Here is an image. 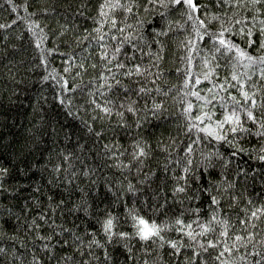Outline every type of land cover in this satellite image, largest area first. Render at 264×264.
I'll list each match as a JSON object with an SVG mask.
<instances>
[{"label": "trees", "instance_id": "trees-1", "mask_svg": "<svg viewBox=\"0 0 264 264\" xmlns=\"http://www.w3.org/2000/svg\"><path fill=\"white\" fill-rule=\"evenodd\" d=\"M84 2L85 0H12L9 3L8 0H0V169H7L0 177V185H3L0 187V245L6 247L8 253L16 250L11 257L0 254V264H33V255L40 256L43 264H58L65 253L75 258V264H105L103 248L99 245L89 248V241L93 239L92 233L96 234L97 239L106 240L102 224L109 212L117 217V230L131 232L134 222L129 209L158 220L174 217L182 211L184 218L191 220L196 213L186 210L193 207H198L199 215L206 220L212 210L210 201L203 196L201 200L191 202L186 199L177 201L171 199L170 189L173 171L179 175L186 163L188 153L183 150L187 146L186 142L199 134L195 127L187 132L184 130L187 118L181 112L184 103L181 97L194 89L203 94L212 83L201 81L197 85L193 80L191 86H185L182 83L183 74L189 68L194 72L197 69L203 71L201 57L206 55L205 49L210 51L211 45L216 42L211 39H207V42L197 40L196 48L191 49V65H188L182 43H187L186 36L192 32V27L190 22L186 23L183 9H170L166 17L161 10L157 16L147 19L145 35L153 51L157 44L151 38L152 33L162 23L167 20L175 23L179 20L186 23V30L169 25L170 33L161 37L166 54L159 63L152 59L147 46L144 47L142 56L136 52L139 61L152 64L150 72L154 74L157 69L162 72L157 80H151L148 76L137 78L140 86L149 91L139 95L133 91L131 94L137 101L139 117H146L143 126L137 127L135 115L129 112H125L123 119L126 124H122L118 122L121 117L115 113L104 115L99 108L87 102L90 89H96L91 95L102 103L113 99L114 94L103 93L98 88V82L94 83L89 79L98 77L104 71L96 54L97 42L92 40L89 46L88 42L78 43L75 40L76 36L83 35L84 29L92 36L97 35L93 17L98 15V0H87L90 6L80 8V13H77L76 8ZM197 2L214 5V0ZM46 7L49 11L43 12L42 9ZM211 10L217 9L213 7ZM115 12L122 17L121 10L117 9ZM244 14L251 15L250 12ZM34 20L40 22L38 27L44 30L43 36L37 25L29 27V23ZM133 20L134 17H130L123 22L132 24ZM244 23L248 24L249 21ZM63 24L69 25L68 30L57 35ZM208 27L215 30L217 22L209 21ZM105 33L107 34V25ZM226 35L256 54V49L259 48L258 34L254 33L253 36L257 41L255 46L244 44L235 32ZM36 37H40L39 44L35 43ZM126 49L133 51L130 46H126ZM70 56L77 60L83 59L89 65L95 62L96 68L89 66L83 71L74 67L71 72H65L70 64L76 63ZM120 59L125 57L121 56ZM217 63L221 77L231 71L229 66L232 58L227 54H221ZM178 68L180 72L176 71ZM109 70H112L111 67ZM76 72L81 75L77 76ZM65 77L69 79L68 85L62 84ZM117 78L124 79L123 76ZM73 84L78 87L73 88ZM157 84L161 91H156ZM123 95L128 93L124 92ZM189 98L196 100V97ZM116 99L119 103V98ZM154 100L164 101L163 114L157 112L153 116L145 112L146 108L151 109ZM191 112L193 116L199 114L196 107ZM89 121L95 132L89 131ZM188 122L201 125L205 123ZM101 128L104 129L103 132L100 131ZM97 132L100 133L99 137ZM133 140L138 143L147 141L149 155L142 158V163L140 159L133 161L131 168L117 167L116 161L127 163L131 160ZM240 143L245 149L250 145L253 148L237 154V150L226 141L217 142L206 134L203 135L192 154V159L198 165L197 172L202 173V179L198 183L207 187L205 182L219 181L221 176L226 180H234L235 191L240 194V203L251 207L247 204V197H251L252 203L258 206L264 201V184L260 183L264 178V161L253 157L264 146V137L246 133ZM106 144L111 147L105 148ZM214 149L224 153L229 163L225 165L223 159L217 158L205 169L200 163V156ZM113 152L118 155L112 156ZM57 164L60 165L59 169L56 168ZM238 167L246 170L247 179L235 176ZM253 169L257 171L254 173ZM149 173L152 175L149 176ZM129 183L140 189L141 195L127 191ZM159 188H164L169 197L168 205L164 208L160 207L164 202V194L158 199L154 195ZM149 191L153 195L145 201L144 193ZM227 203L226 201L224 212L236 219L235 227L243 231V226L239 223V217L244 215L243 208L235 205L229 210ZM86 207L87 212L84 210ZM260 222H264V216L260 218ZM190 230L197 229L194 226ZM165 235L168 239H176L183 233L170 228ZM47 236L52 239H42ZM256 239L259 240L260 236L257 235ZM125 242L141 262L145 256L157 260L156 254L159 252L165 260L171 258L172 264L177 261L184 264L182 256H172L170 245L157 248L153 243L141 241L137 237ZM187 242L185 238V243ZM44 244H48L49 249L43 248ZM77 244H81L80 251L75 248ZM107 247L115 264H125L126 260L127 264H135L130 256H126L127 249L123 244L108 242ZM145 248H152V251L144 252ZM248 251L250 253L251 248ZM184 254L189 253L185 251ZM207 258L209 264H212L211 253Z\"/></svg>", "mask_w": 264, "mask_h": 264}, {"label": "snow or ice", "instance_id": "snow-or-ice-1", "mask_svg": "<svg viewBox=\"0 0 264 264\" xmlns=\"http://www.w3.org/2000/svg\"><path fill=\"white\" fill-rule=\"evenodd\" d=\"M8 2L12 3V0H8ZM25 6L27 7V5ZM86 6H90L87 0L76 8V12L80 13V8ZM213 7L217 10H211ZM176 8L183 9L186 23L190 22L192 27V32L186 36L187 43H182L186 50V64L191 65L193 59L191 49L196 48L197 40L207 42V39H211L216 43L211 45L210 51L205 49L206 55L201 57L203 71L197 69L194 72L189 68L183 74L182 83L185 86H191L193 80L197 85L201 81H212V83L203 94L194 89L181 97L184 101L181 112L187 118L184 130L187 132L195 127L199 134L196 135L195 139L190 138L186 142L187 146L183 150L188 153V156L180 174L176 175L175 171L172 173L171 199L177 201L186 199L191 202L201 200L203 196L210 201L212 210L206 220L199 215L200 209L198 207L186 210L196 213L191 220L184 218L183 211L174 217L158 220L151 216L139 215L129 209V215L134 222L131 232L117 230L115 223L117 217L114 213L109 212L104 217L102 224V231L105 233L106 240L97 239L96 234L92 233L93 239L89 241V248L93 245L102 247L105 264H115L112 254L108 251V242L123 244V247L127 249L126 256H130L135 264H172L171 258L165 260L159 252L156 254L157 260H152L147 256L143 258L142 262L137 259L135 251L125 242L137 237L141 241L153 243L157 248L170 245L172 256H182L184 264H209L207 258L209 253H211L212 264H264V222H260V218L264 216V201L257 206L252 203L251 197H247V204L251 207L241 204L240 194L235 191V181L226 180L223 176L219 181L205 182L208 184L207 187L199 184L198 181L202 179V173L197 172L198 165L192 159V154L196 151L195 145L201 141L205 134L217 142L226 141L231 144L237 150V154L251 151L253 148L250 145L248 149H245L240 143L241 138L246 133H255L258 137H264V0H214V5L198 3L197 0H98V15L93 17L96 21L94 31L97 35L92 36L87 29H84L83 35L76 36L75 40L78 43L88 42L89 46L92 40L97 42L96 54L100 58L104 71L98 77H89V79H92L94 83L98 82V88L103 93L114 94V98L102 103L91 95V93L96 92V89H90L87 102L99 108L104 115L115 113L121 117L118 122L122 124H126L123 119L125 112L132 113L136 117V126H143L146 117H139V110L136 107L137 101L131 94L133 91L137 95L149 91L148 88L140 86L137 78L148 76L151 80H157L162 70L157 69L154 74L150 72L149 69L152 68V64L139 61L136 52L142 56L144 47L147 46L152 59L157 63L161 61V58L166 54L161 37L170 33L169 25L186 30V23H181L179 20L173 23L172 20H167L166 23H162L160 27L156 28L151 37L155 39L157 44L156 50L153 51L145 35L146 20L152 16H157L161 10L166 17L170 9L175 11ZM117 9L121 10L122 17L116 14L115 10ZM205 9L208 10L205 11ZM42 11L48 12L49 9L46 7ZM246 12H250L251 15H245ZM130 17H134L132 24L123 22ZM164 17H157V19ZM209 21L217 22L215 30L208 27ZM244 21H249V23L245 24ZM39 23V21H31L29 27L33 24L37 25V29L43 36L44 30L39 29ZM105 25H107V34L105 33ZM68 28V24L61 25L57 35L65 33ZM129 28L132 30L129 31ZM233 32L237 33L244 44L252 46L257 43L253 39L254 33L258 34L259 48L256 49V54L237 43L231 36L226 35ZM33 34L35 36V31ZM40 42V37H36L35 43L39 44ZM126 46H130L133 51H127ZM221 54H227L232 58V64L229 66L231 71L223 77L220 76V66L217 63ZM121 56H124L125 59H120ZM70 59L76 63L75 65L70 64L65 72H71L74 67L83 71H86L89 66L93 69L96 68L95 62L89 65L83 59L77 60L74 56H70ZM127 60L132 62L126 63ZM110 67L112 70H109ZM176 71L180 72L181 70L178 68ZM76 75L80 76L81 73L76 72ZM120 76H123L124 79L117 78ZM62 84L68 85L69 79L65 77ZM72 87L75 88L78 85L73 84ZM155 88L156 91H161L159 84ZM181 91L183 92V89ZM124 92H127L128 95H123ZM189 97H196V100L193 101ZM116 98H119V103H117ZM193 107L198 109V115H192ZM145 112L153 116L157 112L163 114L164 101L154 100L151 109L146 108ZM217 114H219V118H217ZM188 121H203L205 123L201 125ZM89 125V131L95 132V129L91 127V121H89ZM100 131L103 132L104 129L101 128ZM96 135L99 137L100 133L97 132ZM132 144L134 147L131 160L127 163L118 160L116 161L117 167L131 168L133 161L140 159L142 163V158L149 155L147 141L138 143L137 140H133ZM110 147L111 145H105V148ZM116 155L118 153H112V156ZM217 158L223 159L225 165L229 163L228 157H225L219 149L204 152L200 156V163L207 169ZM253 158L264 161V146L260 147ZM56 168L59 169L60 165L57 164ZM165 171L167 172V168ZM252 171L255 173L257 170L253 169ZM6 172L7 169H0V177ZM148 175L150 176L152 173ZM247 175L243 168L238 167L235 172L236 177L243 176L247 179ZM260 183L264 184V178L260 180ZM127 191L137 196L141 195L140 189L132 183H129ZM189 192L191 195H188ZM162 193L164 194V202L160 204V207L164 208L168 205L169 200L165 189L159 188V191L155 192L154 195L158 199ZM151 195H153L151 191L144 193L145 201ZM226 201L229 210L235 205H240L243 208L244 215L239 217L243 231L235 227L237 220L232 219L224 212ZM84 210L87 212L88 208L86 207ZM194 226L197 230H190ZM170 228H175L183 235L176 239H168L165 232ZM37 235L40 234L37 233ZM257 235L260 236L259 240L256 239ZM185 238H187V243H185ZM42 239L51 240L52 237L47 236L42 237ZM64 243L69 242L64 241ZM42 247L49 249L48 244H44ZM75 248L80 251L81 244L75 245ZM249 248H251L250 253ZM15 251L13 249L12 253H8V249L0 245V254H7L11 257L15 255ZM143 251L151 252L152 248H145ZM185 251L189 254L185 255ZM32 261L33 264H43L38 255H33ZM58 264H75V258L65 253ZM125 264H127V260ZM176 264H179V261Z\"/></svg>", "mask_w": 264, "mask_h": 264}]
</instances>
